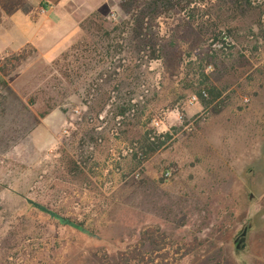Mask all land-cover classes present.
<instances>
[{
    "label": "rangeland",
    "instance_id": "rangeland-1",
    "mask_svg": "<svg viewBox=\"0 0 264 264\" xmlns=\"http://www.w3.org/2000/svg\"><path fill=\"white\" fill-rule=\"evenodd\" d=\"M237 1L190 0V19L183 12L160 21L170 45L159 62L134 73L143 95L157 96L141 122L154 109L157 135L169 138L142 159L144 128L113 127L114 100L99 114V97L84 104L89 85L101 84L98 74H121L129 63L126 55L103 57L105 40L77 23L96 13L110 30L126 18L121 0H53L31 16L47 15L56 2L54 19L29 25L33 0L22 8L23 0H0V264H98L100 250L115 264L116 250L126 246L151 252L146 230L173 243L196 240L177 264H264V0ZM203 20L220 28L230 48L218 45L205 71L220 96L188 116L196 93L179 82L188 57H202L211 42L195 28ZM25 41L35 48L15 49ZM71 47L80 51L77 62ZM21 51L26 58L16 66ZM64 54L65 78L54 64ZM173 110L178 121L163 126ZM244 227L245 246L237 249Z\"/></svg>",
    "mask_w": 264,
    "mask_h": 264
},
{
    "label": "trees",
    "instance_id": "trees-1",
    "mask_svg": "<svg viewBox=\"0 0 264 264\" xmlns=\"http://www.w3.org/2000/svg\"><path fill=\"white\" fill-rule=\"evenodd\" d=\"M191 3L190 0H121L119 8L125 13L126 18L121 22L112 24L110 30L103 27L105 20L96 13L91 14L79 24L80 30L86 32L93 31L98 33L100 39L105 40L106 46L104 48L105 52L103 57L110 60L122 55L128 57L127 60L123 59V61H127L129 64L123 69L121 74L117 72V74L113 73L112 75L106 73L98 74L95 81H100L101 84L98 85L96 82L89 85L85 94L84 104H87V100L90 96L99 97L97 104H103L101 109L96 112V114H99L104 110L105 106L110 104L111 100H114V102L110 104V108L113 109L112 120L115 121L117 119L118 121L114 123L113 127L141 126L144 128L145 131L142 133L140 140L142 142L139 148V155L142 159L146 158L148 154H152L158 150L162 145V142H158L159 139L163 137L169 138V135H157L156 129L152 127L151 123L154 118V109L148 113L145 122H141V117L144 116L147 111L146 106L155 102L157 96L153 95V97L147 98L143 95V92L139 90L142 86L139 79L140 77H138L139 75L136 76L134 71L138 70L145 63L150 64L159 62L164 57V49L167 45H170L171 41L163 38L164 36L161 34L162 23L160 21L168 15L170 17L173 15L180 16L190 7L189 5ZM235 3L239 2L236 0ZM232 8L233 6H231V11ZM226 10L230 11L229 8ZM219 11H221L220 8ZM186 13L188 12H185V15ZM186 16L190 19L193 15L188 13ZM206 16L207 14H204L202 18ZM189 22H191L190 27L193 26L194 21ZM195 28L200 32H207L209 37L208 40L211 42L206 52L202 54V57L198 56L197 58L195 55L186 56L188 57V62L186 63V67H184V82L179 83L184 84L182 87L184 90L192 89L193 92L196 93L195 97L198 98L200 105L205 109L220 96L214 88L208 87L209 77L205 71L208 67L213 68L214 66L213 62L217 60L218 45L222 44L223 46L221 48L229 49L230 43L221 40V38L225 39V36L221 37L222 31L219 30L220 28L217 25H208V20L201 21ZM165 33L166 31L164 34ZM225 33L228 37L231 31L225 28ZM71 51L73 52L75 62H77L80 57L78 58L77 56L79 55L75 56V54L80 52L79 49L71 47ZM34 52L35 50L32 49V53ZM25 58L23 51H21L12 59L16 62L17 66V63L19 64ZM67 59V55L64 54L54 62L55 66L59 69L58 72L64 78L68 76L67 66L65 65ZM97 63H104V61L103 59H98ZM118 67H122V65ZM187 78H189V80L186 82ZM106 87L110 89L108 90ZM202 92L206 93V97L202 96ZM112 94L115 96H112ZM134 96H138L140 100L133 102L136 101ZM138 104L145 105L139 106ZM90 120L92 119L90 118L89 121ZM72 135L76 136V133ZM97 139L98 138H91V144H96ZM35 207L46 215L56 218L61 224L81 229L80 226L72 224L69 220L58 218L55 214L42 206L36 205ZM153 232H156L155 236L152 237L148 235ZM141 236L143 239L147 238L151 242V252L143 253L138 246L129 245L116 250L115 264H177L179 261L192 254L196 249V240L189 243H173L168 241L165 234L157 230H146L142 232ZM100 253V262L98 264H112L104 250H100Z\"/></svg>",
    "mask_w": 264,
    "mask_h": 264
},
{
    "label": "crops",
    "instance_id": "crops-1",
    "mask_svg": "<svg viewBox=\"0 0 264 264\" xmlns=\"http://www.w3.org/2000/svg\"><path fill=\"white\" fill-rule=\"evenodd\" d=\"M10 1V0H9ZM24 2L22 3L23 6H21L20 8L26 6L27 4H29V0H23ZM52 1L53 0H33V3H32V6H31V9L29 11V13H27V16L25 18V20L27 22H25L26 25H29L30 23H33V24H36V23H46V22H49L51 19H54L55 17V13L56 11L58 10V6L56 5V2H54V7L48 12L47 15L45 16H41V15H38L37 14V18H33L31 15L33 13V11H37L36 9H38L39 6L45 4V3H49V4H52ZM10 5H12V1L9 2ZM15 9L11 14V17L9 18V21L12 23V26L14 27V16L16 14V12L20 9ZM60 9V8H59ZM80 22L77 23V26ZM27 45H31L32 47H34L31 43L29 42H23V43H20L17 47H15V49L19 50L21 48H23L24 46H27ZM35 48V47H34ZM36 50V49H35ZM41 56H43L44 53H41ZM55 59V58H54ZM201 111V106L200 104H191L189 106L186 107L185 109V113L186 115L188 116H191L193 114H196L198 112ZM51 115L49 114L47 117H45L44 120L48 119ZM178 118H179V111H171L169 113H166L164 114V118L161 123L164 124L163 126L167 125V126H171L173 123H176L178 121Z\"/></svg>",
    "mask_w": 264,
    "mask_h": 264
},
{
    "label": "flooded vegetation",
    "instance_id": "flooded-vegetation-1",
    "mask_svg": "<svg viewBox=\"0 0 264 264\" xmlns=\"http://www.w3.org/2000/svg\"><path fill=\"white\" fill-rule=\"evenodd\" d=\"M247 230H248V227L242 228V231L240 232L239 239L234 241V244H235L237 249H243L244 248Z\"/></svg>",
    "mask_w": 264,
    "mask_h": 264
},
{
    "label": "built area",
    "instance_id": "built-area-1",
    "mask_svg": "<svg viewBox=\"0 0 264 264\" xmlns=\"http://www.w3.org/2000/svg\"><path fill=\"white\" fill-rule=\"evenodd\" d=\"M202 96L203 97H206V93L205 92H202ZM194 101H197V99H196L195 96L191 97V99H190L189 102L192 104ZM245 101H247V100H245ZM76 113H77V111H76ZM151 125H152V127H154L157 130L158 127H159V122L154 120V121H152ZM64 133H67V132L64 131ZM164 175H165V177H168L169 176V173L166 172ZM138 176H139L138 174H135V177H138Z\"/></svg>",
    "mask_w": 264,
    "mask_h": 264
}]
</instances>
